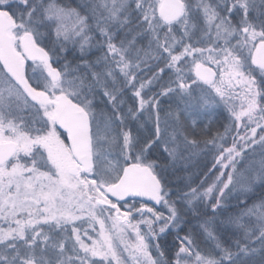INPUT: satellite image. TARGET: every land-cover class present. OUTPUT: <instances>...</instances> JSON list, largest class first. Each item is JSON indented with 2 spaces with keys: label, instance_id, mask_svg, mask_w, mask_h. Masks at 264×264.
Listing matches in <instances>:
<instances>
[{
  "label": "snow or ice",
  "instance_id": "6c2138e0",
  "mask_svg": "<svg viewBox=\"0 0 264 264\" xmlns=\"http://www.w3.org/2000/svg\"><path fill=\"white\" fill-rule=\"evenodd\" d=\"M0 264H264V0H0Z\"/></svg>",
  "mask_w": 264,
  "mask_h": 264
},
{
  "label": "trees",
  "instance_id": "16d2710c",
  "mask_svg": "<svg viewBox=\"0 0 264 264\" xmlns=\"http://www.w3.org/2000/svg\"><path fill=\"white\" fill-rule=\"evenodd\" d=\"M222 131V129H220ZM213 131H216V129H213Z\"/></svg>",
  "mask_w": 264,
  "mask_h": 264
}]
</instances>
